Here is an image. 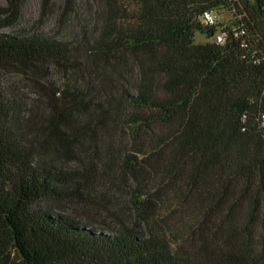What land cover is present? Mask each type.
I'll return each mask as SVG.
<instances>
[{"label":"trees","instance_id":"trees-1","mask_svg":"<svg viewBox=\"0 0 264 264\" xmlns=\"http://www.w3.org/2000/svg\"><path fill=\"white\" fill-rule=\"evenodd\" d=\"M24 1L0 4V264H264V0H103L81 43L5 32ZM104 64L127 82L91 99L86 68ZM120 131L135 224L100 229L41 206L94 201L89 166L48 159Z\"/></svg>","mask_w":264,"mask_h":264},{"label":"rangeland","instance_id":"rangeland-1","mask_svg":"<svg viewBox=\"0 0 264 264\" xmlns=\"http://www.w3.org/2000/svg\"><path fill=\"white\" fill-rule=\"evenodd\" d=\"M25 0L21 8V17L18 23L5 32L42 34L58 40L81 43L84 38H89L96 32L100 25L103 0ZM4 0H0L3 4ZM216 23L231 25L233 16L227 11H214ZM196 43L209 41L204 35H195ZM91 76L82 86L85 94L91 99L106 98L116 90H121L122 83L127 78L118 77L116 82L110 76V69L104 64L94 74L87 69ZM51 75L58 85L65 84L67 78L57 70L51 69ZM103 74V75H102ZM102 76V77H101ZM74 80V79H73ZM89 85V86H88ZM22 93L28 104H34V89L27 85L22 86ZM125 133L118 132V137L110 139L99 133L97 141L82 147L74 161L65 157L51 156L49 162L69 168L79 165L81 168L90 167V185L88 193H92L94 201L84 202L79 199H65L61 201H43L41 206L54 213L70 216L80 222L105 229L113 227L122 221L135 224L137 217L135 210L130 205L129 185L130 180L121 173L117 155L120 154V142Z\"/></svg>","mask_w":264,"mask_h":264},{"label":"built area","instance_id":"built-area-1","mask_svg":"<svg viewBox=\"0 0 264 264\" xmlns=\"http://www.w3.org/2000/svg\"><path fill=\"white\" fill-rule=\"evenodd\" d=\"M201 19L203 20V22L207 25H213L215 22H216V18H215V15L212 11H205L202 16H201ZM226 41V36L224 33H218L216 36H215V42L217 44H221L223 45ZM260 126L264 132V114H262L260 116Z\"/></svg>","mask_w":264,"mask_h":264}]
</instances>
